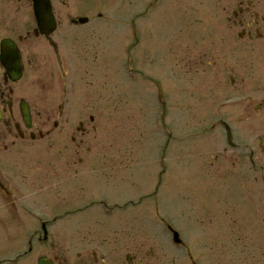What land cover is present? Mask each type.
<instances>
[{"label": "rangeland", "instance_id": "obj_1", "mask_svg": "<svg viewBox=\"0 0 264 264\" xmlns=\"http://www.w3.org/2000/svg\"><path fill=\"white\" fill-rule=\"evenodd\" d=\"M66 2L71 9L65 14L75 20L90 12L92 18L99 14L112 20L110 26L109 20H94L82 27L64 21L51 34L66 55L63 80L70 82L64 83L75 85L72 125L80 115L86 134L76 154L68 128L59 133L58 127L50 142L33 140L24 149L1 155L2 162L14 165L13 178L25 174L33 180L34 197H48L46 212L82 207L75 216L52 222L66 226L59 237L70 243L72 256L81 243H89L90 248L112 249L122 260L138 246L166 258L159 249L165 244L170 248L175 232L191 254L197 253L193 258L199 264H264V203L256 196L254 202L245 199L246 192L260 187L236 183L217 157L228 148L219 122L238 139L251 125L257 134L264 133V106L250 124L240 119L249 91L239 89L241 83L264 79V0ZM239 9L247 13L233 18ZM24 14H17L18 26L24 24ZM129 17L135 19L137 40L129 34ZM252 18L256 28L233 25L234 20ZM68 24L76 27L66 35ZM43 55L55 79L42 108L56 109L60 77L52 55L43 51L38 56ZM37 93L34 89L33 96ZM36 106L34 112L41 109ZM100 202L109 209L108 216L100 211ZM15 243L18 253L29 255L25 240L19 249L23 236ZM170 253L175 264H190L187 251Z\"/></svg>", "mask_w": 264, "mask_h": 264}, {"label": "flooded vegetation", "instance_id": "obj_2", "mask_svg": "<svg viewBox=\"0 0 264 264\" xmlns=\"http://www.w3.org/2000/svg\"><path fill=\"white\" fill-rule=\"evenodd\" d=\"M50 3L57 28L61 27L64 21L68 23L77 21L74 19L75 16L65 14L71 9L66 0H50ZM31 7L30 0H0V46L3 40L7 39L12 42V47L6 46L3 52L0 47V264H37L38 261L44 264H175L168 248L159 249L166 256V258H161L155 257V252H152L151 248L145 250L138 246L133 252H130V255L126 254L122 260L113 253L112 249H104L102 245L97 244L91 245L90 248L89 243H81V250L72 256L71 245L67 246L65 238L59 237L65 233L63 231L66 226L60 228L56 225L53 226L52 222L62 220L66 215L75 216L78 212H82V207L75 204L73 210L63 209L53 213L44 211V208L47 207L46 203L49 202L48 197L44 196L37 200L33 195V180L27 178L25 174L21 175L19 179L13 178L14 174L11 170L14 165L2 162L1 155L12 151L13 148L24 149L33 140L50 142L51 134L58 127H60L59 133L64 127L68 128V139L73 145L72 154H76L81 148V138L86 134L85 126L82 125L80 115L77 116V113H75L76 122L72 125L74 121L70 116L69 108L75 102L70 98L75 90V85L74 82H71L66 86L64 82L70 81L63 80L67 63L66 55L62 51L60 42L54 41L50 37L53 44L55 43L57 58L50 40L35 33ZM19 12H25V21L24 24L18 26L16 17ZM242 13L246 14L247 12L241 10L238 15ZM97 17L96 21H100L101 16L97 14ZM254 21V19L251 21L238 19L237 22L233 21V25H245L246 28H249L254 26L256 23ZM29 22H31L30 27H28ZM69 25L76 27L74 24ZM254 27L256 28V25ZM248 31L246 36L252 38L250 30ZM257 31L254 30V32ZM21 33H24V37H21ZM43 51L52 55V63L60 77L56 81L60 90L56 109L47 107L44 110L42 108L44 102L48 103L49 101L50 84H53V78L55 79L53 71L51 72L46 65L47 58L44 55L43 57L38 56ZM230 82V84H235L233 79H230ZM244 87H248V89L244 90ZM34 89L36 93L38 91L35 97L33 96ZM239 89L249 91L244 98L247 102L243 105L240 119H245L250 124L258 117L257 108L264 106V79L262 78L261 82L256 83H241ZM36 104H40L41 109L34 112V108H38ZM249 104H256L257 107L252 108ZM64 112L68 115L63 117ZM21 113L25 114V121H23ZM88 120L91 122L90 117ZM219 123H223V121ZM231 130L226 132L228 148L225 146L221 149L217 157L222 164H226L223 166L226 174L232 173L231 177L236 183L247 187L246 182H248L260 187V189L254 188L252 191L246 192L245 199L247 201L254 202L253 199L256 196L261 198L264 203V133L257 134L251 125V128L248 131L245 130L244 135L238 139V134ZM43 131L45 132L42 133ZM248 134L253 136L246 139L245 135ZM61 150L66 151L65 148ZM74 187L77 188L76 185ZM81 187L79 186L77 189L80 190ZM21 189L23 190L21 191ZM24 189H26L25 193H23ZM40 190L44 191V189ZM90 203L92 204L89 202L88 205ZM77 233H80L78 228ZM35 234L37 241L34 246L30 245L27 248L30 251L27 252L29 255L24 254V250L18 253L15 242L19 240V237L23 236V243L19 249H21L20 247L24 249L25 235L32 236L33 239ZM12 240H14L13 243L9 244L8 241ZM185 246L190 264H199L197 259L193 258L197 253L191 254L188 245ZM9 248L15 249V251L6 252ZM145 257H150L149 261Z\"/></svg>", "mask_w": 264, "mask_h": 264}, {"label": "water", "instance_id": "obj_3", "mask_svg": "<svg viewBox=\"0 0 264 264\" xmlns=\"http://www.w3.org/2000/svg\"><path fill=\"white\" fill-rule=\"evenodd\" d=\"M34 4V14L40 32L48 33L54 29L53 21L50 17V10L47 0H32ZM82 22V21H81Z\"/></svg>", "mask_w": 264, "mask_h": 264}]
</instances>
